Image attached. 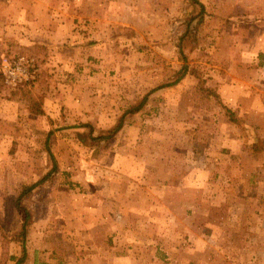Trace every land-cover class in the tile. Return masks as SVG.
I'll list each match as a JSON object with an SVG mask.
<instances>
[{"label":"rangeland","instance_id":"374dc122","mask_svg":"<svg viewBox=\"0 0 264 264\" xmlns=\"http://www.w3.org/2000/svg\"><path fill=\"white\" fill-rule=\"evenodd\" d=\"M2 55L0 264H264V0H0Z\"/></svg>","mask_w":264,"mask_h":264},{"label":"built area","instance_id":"2783aa9c","mask_svg":"<svg viewBox=\"0 0 264 264\" xmlns=\"http://www.w3.org/2000/svg\"><path fill=\"white\" fill-rule=\"evenodd\" d=\"M0 74L4 83L11 89L31 85L37 78L35 60L24 55L17 57L2 55L0 58Z\"/></svg>","mask_w":264,"mask_h":264},{"label":"trees","instance_id":"16d2710c","mask_svg":"<svg viewBox=\"0 0 264 264\" xmlns=\"http://www.w3.org/2000/svg\"><path fill=\"white\" fill-rule=\"evenodd\" d=\"M187 74H193L198 79L201 78L200 73L197 71V69L195 67H191L189 64H186V65L184 64L182 66V68L178 71V76H177L176 81L177 82L180 81ZM199 87L201 88V90L205 91L207 95H213L219 102H222L220 95L214 89L206 87L204 82L199 83ZM155 90L156 89H153V91H155ZM145 100L146 99H144L141 102V104L138 107H135L133 110L134 111L139 110L143 106ZM225 108H226L227 115L230 116V119L233 121H237L238 119H237V117H235V113L231 109H229L228 107H225ZM39 112H42L41 109L39 110ZM121 124L122 123H120L119 125H117L114 128V130H113L114 132L112 134H115L117 131H119L121 129V126H122ZM111 136L112 135L107 137L106 135H104V136H101L97 139H104V138L108 139ZM35 186H36L35 184L24 186L21 193L19 194V196L17 198V206L19 207L20 210L24 211L25 220L23 222L22 230L20 231L18 237H14L15 239L23 238L27 235L31 215H30V212L27 210V208L22 204V202L25 198H27L28 194L35 188ZM20 262H21V260H18L16 264H19Z\"/></svg>","mask_w":264,"mask_h":264},{"label":"crops","instance_id":"0c3cea01","mask_svg":"<svg viewBox=\"0 0 264 264\" xmlns=\"http://www.w3.org/2000/svg\"><path fill=\"white\" fill-rule=\"evenodd\" d=\"M9 25L10 24H7V27H9ZM7 36V35H6ZM44 44V43H43ZM1 75V74H0ZM2 77V76H1ZM0 77V78H1ZM4 83V82H3ZM35 87V86H34ZM36 88H34V90H35ZM3 99V100H2ZM46 100H48V98H46ZM1 101H2V103L4 104V103H6V100L4 99V98H0V103H1Z\"/></svg>","mask_w":264,"mask_h":264}]
</instances>
